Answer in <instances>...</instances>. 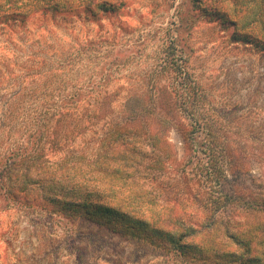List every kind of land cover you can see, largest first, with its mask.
Returning <instances> with one entry per match:
<instances>
[{"label": "trees", "instance_id": "16d2710c", "mask_svg": "<svg viewBox=\"0 0 264 264\" xmlns=\"http://www.w3.org/2000/svg\"><path fill=\"white\" fill-rule=\"evenodd\" d=\"M119 1L123 7L125 0ZM209 1L218 3L212 19L232 22L241 39L251 37L254 28L264 46V0ZM229 3L236 7L232 19ZM70 10L88 18L112 12L115 5L110 0H0V23L12 26L37 13ZM87 45L75 54L70 49L65 58L34 48L27 58H38L39 70L24 76L31 75L37 88L0 96V190L8 203L70 220L85 218L155 245L175 260L191 251L217 264H264V179L259 187L227 185L242 177L249 160L215 133L204 109L207 96L192 84L174 40L164 61L182 91L126 94L121 100L103 91L113 81L110 74L85 88L67 76L58 78L59 70L96 47ZM16 78L20 84L25 80ZM58 84L77 86L63 91ZM179 95L186 108L177 104ZM99 124L102 130H96ZM170 130L182 141L179 155ZM89 131L97 136L89 152L72 148L61 159H50V153Z\"/></svg>", "mask_w": 264, "mask_h": 264}, {"label": "rangeland", "instance_id": "374dc122", "mask_svg": "<svg viewBox=\"0 0 264 264\" xmlns=\"http://www.w3.org/2000/svg\"><path fill=\"white\" fill-rule=\"evenodd\" d=\"M201 1L125 0L120 7L119 0H110L115 10L97 17L70 10L37 13L12 26L0 23V96L23 87L26 91L37 88L31 84V75L24 76L39 70L38 58H27L34 48L44 47L65 58L70 49L75 54L87 49L89 42L96 47L71 68L59 70L58 78L67 76L85 88L93 79L110 74L113 81L103 91L118 94V100L126 94L147 97L164 89L182 91L176 72L164 61L174 40L185 57L192 84L207 96L204 109L215 133L225 136L223 144L241 148L239 152L249 160L242 177L228 180L227 185L231 189L232 184L244 182L259 187L264 179V46L257 43L254 28H249L252 39L237 37L239 31L232 22L212 19L218 3ZM229 4L232 14L236 7ZM16 77L25 80L20 84ZM73 85L56 87L65 91ZM178 98L183 108L189 105H182L183 95ZM184 116L188 117L187 112ZM170 131L167 135L179 155L182 141L175 130ZM95 134L78 136L64 150L50 153V159L59 160L72 148L89 152L97 145ZM8 202L0 190V264H217L191 251L175 260L155 245L85 218L70 220L45 209L26 211Z\"/></svg>", "mask_w": 264, "mask_h": 264}]
</instances>
